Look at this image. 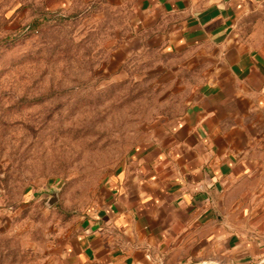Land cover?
<instances>
[{"label":"crops","instance_id":"0c3cea01","mask_svg":"<svg viewBox=\"0 0 264 264\" xmlns=\"http://www.w3.org/2000/svg\"><path fill=\"white\" fill-rule=\"evenodd\" d=\"M93 5L122 20L117 69L151 59L180 102L107 178L56 264H260L264 0H0V32Z\"/></svg>","mask_w":264,"mask_h":264},{"label":"rangeland","instance_id":"374dc122","mask_svg":"<svg viewBox=\"0 0 264 264\" xmlns=\"http://www.w3.org/2000/svg\"><path fill=\"white\" fill-rule=\"evenodd\" d=\"M34 20L0 32V264H56L107 178L180 102L168 69L110 60L111 9Z\"/></svg>","mask_w":264,"mask_h":264},{"label":"water","instance_id":"95a60500","mask_svg":"<svg viewBox=\"0 0 264 264\" xmlns=\"http://www.w3.org/2000/svg\"><path fill=\"white\" fill-rule=\"evenodd\" d=\"M56 200H57V194H56L55 191H53V192L50 193V197L48 199V204L51 205L54 202H56Z\"/></svg>","mask_w":264,"mask_h":264},{"label":"trees","instance_id":"16d2710c","mask_svg":"<svg viewBox=\"0 0 264 264\" xmlns=\"http://www.w3.org/2000/svg\"><path fill=\"white\" fill-rule=\"evenodd\" d=\"M34 21H32V23H30L29 25L25 26L24 28H26V30H29L33 26Z\"/></svg>","mask_w":264,"mask_h":264},{"label":"built area","instance_id":"2783aa9c","mask_svg":"<svg viewBox=\"0 0 264 264\" xmlns=\"http://www.w3.org/2000/svg\"><path fill=\"white\" fill-rule=\"evenodd\" d=\"M260 264H264V258H262V260H260Z\"/></svg>","mask_w":264,"mask_h":264}]
</instances>
